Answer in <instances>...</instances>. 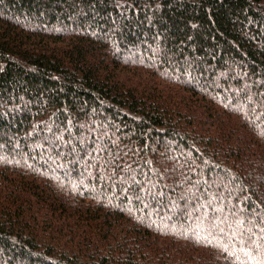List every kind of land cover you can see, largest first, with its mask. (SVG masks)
I'll use <instances>...</instances> for the list:
<instances>
[{"label":"trees","instance_id":"1","mask_svg":"<svg viewBox=\"0 0 264 264\" xmlns=\"http://www.w3.org/2000/svg\"><path fill=\"white\" fill-rule=\"evenodd\" d=\"M250 96L263 124L264 0H0V264H264V139L234 113ZM113 126L84 162L80 138Z\"/></svg>","mask_w":264,"mask_h":264},{"label":"rangeland","instance_id":"2","mask_svg":"<svg viewBox=\"0 0 264 264\" xmlns=\"http://www.w3.org/2000/svg\"><path fill=\"white\" fill-rule=\"evenodd\" d=\"M143 54V57H144V55H145V51H143L142 52ZM138 56L140 57V59L142 58L141 57V54H140V52H138V50L137 51H135V53H133V54H129V55H127V56H124L125 58L124 59H126V60H130V61H132V60H135V59H137L138 58ZM146 56V55H145ZM142 61V60H141ZM139 64V66L140 67H144V66H147L148 64H146V63H143V62H139L138 63ZM150 65H152V64H150ZM159 73V72H158ZM232 91L231 90H228V91H225V94L227 93H231ZM249 94H251L250 92H249ZM252 96H250L248 99H250V100H248V102H247V106H251L254 110H253V112H250V111H248L249 113H246V114H244V113H240V112H234L235 114H237L238 115V119H239V121H242V122H245V123H247V124H249V125H253V127L256 129V131H258V134L264 139V128H263V131H261L262 133H260V128H262V127H264V123L263 124H260L259 122H258V116L261 114V112H262V106H260V104H259V102H257V100H256V98H255V96L254 97H252ZM229 104V102H225L224 103V105L225 106H227ZM264 105V104H263ZM231 107L233 108L232 110H234V111H237L236 109L237 108H240V105H237V104H234V105H232V103H231ZM264 108V107H263ZM261 110V112H255L256 110ZM264 110V109H263ZM97 123V122H96ZM94 124V123H93ZM98 124V123H97ZM87 125V126H86ZM90 124H85V128H87L86 130H88V127H90V126H92V131H93V133H95V134H97L98 135V130H97V128H96V126L95 125H90ZM99 125V124H98ZM109 125H112V124H109ZM109 125H108V127H109ZM46 132H49V130L48 129H44ZM69 131V130H68ZM90 133H91V130H90ZM116 130L114 129V126L112 127V129L111 130H109L108 129V134L106 133V134H101L100 135V137H97V139L92 143V144H90V145H88V143H89V140L87 139V138H84V135L80 138V143L81 144H87V145H85L84 147V149H83V147H82V149H83V151H85L86 153V155H85V159H84V162L86 161V160H88V162H90V159H92L91 157H92V155H95V153H97V152H99L100 151V148H103L104 147V145L105 144H107L108 146H110V145H113V144H116L117 143V140L119 139L117 136H116ZM59 140H61L60 139V137H59ZM52 144H50V147H54V149H57V150H62L63 149V147H65V144L64 143H58V141L56 140V142L54 141V143H53V141L51 140L50 141ZM117 146H118V149H122V147L121 146H119L118 144H117ZM15 150H16V148H15ZM34 151H40V148L38 147V146H34L33 148H32V152H34ZM193 151H195V150H193V148H192V150L191 151H184V152H180L179 154H178V156L179 157H181L182 159H184V161H183V163H185V160H187L188 158H189V155H190V153L191 152H193ZM27 157V156H26ZM22 158H23V161L25 160V156H22ZM103 159V158H102ZM101 159V160H102ZM121 157H119L117 154H113V155H111V156H108V158L106 157V160L108 161V163H110V165H112L113 167H115V166H117V165H123V163L121 162ZM0 160H4V158H3V156L1 155L0 156ZM160 160H161V163H163V162H166V161H164L163 159H161L160 158ZM41 161H44V164H45V167H47V165H50V166H53L54 165V162H50V161H45V160H42L41 159ZM174 162V160H170L169 162ZM84 162H81V165H84ZM69 164H71L70 162H68V163H66L65 165L66 166H68L69 167ZM126 167V166H125ZM51 170V169H50ZM66 170H68V169H65V172L63 173L62 172V169L61 168H56V169H54V170H51V171H49V175L47 174V176H49L50 178H57V177H59V175H64L65 176V173L67 172ZM89 172V170L88 169H85V170H82L81 171V175L82 176H84V180L85 181H87V180H89L90 179V173H88ZM149 172L150 173H152L151 172V169H149ZM190 172H192V170L191 169H188L187 171H184V175H187V174H189ZM133 174H135V171L134 172H132L129 176H127V175H122V177H121V179H120V181H122V183L123 184H125L126 186H129L130 184H129V181L131 180V181H134V179L135 178H132L133 176ZM65 178H66V176H65ZM67 179V178H66ZM258 179V178H257ZM84 180L82 181V182H80L78 185H73V184H70L71 185V188L72 189H74V190H76L79 186L81 187V188H84ZM105 180V178L104 177H101V181H104ZM192 182H194L196 185H197V183H201V179H199V178H197V179H194ZM233 183V181L231 180V179H229L228 180V183H226L225 184V182H224V184L222 183V186H224V188H228L229 187V185L230 184H232ZM203 186H204V189H207V187H208V184L207 183H204V182H202L201 183ZM69 185V186H70ZM256 185V184H255ZM165 187H167V188H169V189H172L173 187H172V185H166ZM156 187H155V185H152L151 184V189L152 190H154ZM84 189H86V188H84ZM189 192L187 191V190H185L184 191V193L182 194V195H178V198H176L177 200H179V199H188V197H190V195H192V194H188ZM153 195L152 196H158L157 194H155V190H154V192L152 193ZM185 194V195H184ZM194 194H195V192H194ZM145 194L144 193H142V195L141 196H144ZM192 198H193V195H192ZM236 199V196H234V195H225L224 197H223V199H221L218 203H219V208L220 207H222V205H231L232 203H233V201ZM238 202V201H237ZM173 203V202H172ZM176 204V203H175ZM202 204H204V206L202 207V206H200L199 207V205H197V206H195V208H194V212L195 211H199V212H201V213H204V212H206V209H207V207H209V206H211V202L210 201H208V202H205V203H202ZM206 204V205H205ZM237 204V203H236ZM173 205V204H172ZM171 205V206H172ZM146 207V206H145ZM174 207L172 206L171 208L169 207V208H167L165 211H164V214L166 215V219L164 218V220L165 221H167L168 219H171V217H172V215L175 213V212H177L175 209H173ZM218 207L215 209V210H218L219 209ZM239 208V207H238ZM189 214H190V212H189ZM189 219V218H188ZM187 219V220H188ZM144 220V222L147 224V225H149V223H152V217H151V213H150V211H147V214H146V217L143 219ZM255 220V218L254 219H252V227H255V225H254V223L253 222H255L254 221ZM263 221L262 219H259V220H257L258 222L259 221ZM158 224H160V225H162L163 224V221L161 222H159ZM154 225H157V224H154ZM213 227H215V226H213ZM239 230V228H237V230L236 231H238ZM188 232H190L189 233V235H190V237H192L193 239H197V234L196 233H198L199 232V230H198V228L197 227H194V226H192V227H189L188 228ZM205 236H209L208 234H206ZM210 238H212L213 239V237H211V236H209ZM260 237H264V235H260ZM214 239H219L218 237H215ZM232 241H237V239L236 238H234ZM220 247V246H219ZM264 249V248H263ZM263 249H261V250H259L258 249V252L259 251H264ZM230 255L232 256V254L230 253ZM264 256V255H263ZM233 257V256H232ZM238 259V258H237ZM242 260H244L245 261V258L244 257H242L241 258ZM239 260H240V258H239Z\"/></svg>","mask_w":264,"mask_h":264}]
</instances>
